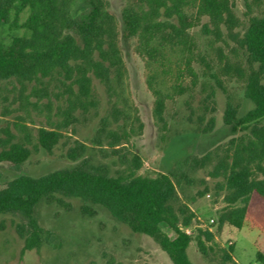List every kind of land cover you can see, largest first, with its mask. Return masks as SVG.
Returning <instances> with one entry per match:
<instances>
[{
    "label": "trees",
    "instance_id": "1",
    "mask_svg": "<svg viewBox=\"0 0 264 264\" xmlns=\"http://www.w3.org/2000/svg\"><path fill=\"white\" fill-rule=\"evenodd\" d=\"M86 1L89 10L74 17L77 0H0V24L9 31L27 32L12 36L9 44L0 41V83L18 91L13 100L18 107L3 112L16 116L0 130V163L19 167L34 152L52 154L59 146L68 147L67 158L76 162L90 146L79 140L71 144L69 128L99 119L91 144L102 154L109 149L107 157H116L121 170L112 174L85 158L74 167L39 177L20 175L0 185V217L21 215L25 223L17 225V232L24 241L22 254L39 252L51 231L40 225L37 206L44 202L69 208V200L78 199L83 214L93 216L92 205L101 206L132 232L152 238L173 264H193L188 248L194 240L203 256L215 253L221 264H238L232 246L215 251L208 245L215 241L210 230L198 229L195 238L182 230L197 216L191 209L196 197L185 201L180 191L193 185L196 170L213 164L208 174L220 180L216 195L222 193L225 204L218 213V232L228 225L264 233V0H243L246 22L237 16L235 0H126L119 16L108 0ZM204 19L207 22L202 23ZM200 25L202 33L217 43L227 47L232 43V54L243 60L219 58L215 64L193 34ZM131 41L144 63L146 85L154 97L153 116L162 131L168 130V103L195 96L200 81L196 64L215 83L196 119L185 101L190 107L187 121L197 132L215 128V118L207 116L215 111L217 91L228 96L223 120L233 137L222 156L210 152L179 160L154 177L139 173L143 159L129 143L144 126L127 103L122 49ZM221 76L244 84L245 99L252 104L245 114L240 115ZM96 83L107 98V115L99 112ZM36 117L44 118L45 125H37ZM202 185L200 197L209 191L204 180ZM257 260L264 264V254L258 252Z\"/></svg>",
    "mask_w": 264,
    "mask_h": 264
},
{
    "label": "rangeland",
    "instance_id": "2",
    "mask_svg": "<svg viewBox=\"0 0 264 264\" xmlns=\"http://www.w3.org/2000/svg\"><path fill=\"white\" fill-rule=\"evenodd\" d=\"M110 8L118 16L126 0H108ZM236 14L239 19L246 22V8L243 0H235ZM89 10L86 0H77L72 8V15L80 17ZM264 10V7L263 9ZM27 14L21 18L23 22ZM207 22L206 19L202 23ZM240 31V30H239ZM241 32V31H240ZM27 32L21 28L9 31L5 24H0V41L9 44L12 36H23ZM193 34L202 53L218 64L219 58L228 60L241 59L232 54L234 45L227 47L224 43L214 41L212 35L205 36L201 31V25L193 29ZM135 42L131 41L123 46V56L127 67L126 98L132 113L137 114L143 123V133L135 136L129 143V148L138 153L143 159V167L140 174L144 176H156L160 172H168L174 168L179 160L191 157H202L207 153L222 156L229 141L233 137L224 125V110L228 96L221 90L217 91L214 112L208 113L207 119L215 118V128L210 133L197 132L194 125L187 121L190 107L195 111L194 119L201 114V101L215 87L214 80L205 73L204 67L196 64L195 69L199 75V84L193 98L183 97L176 102H169L167 109L168 130L162 131L153 116L154 97L148 90L145 81V66L143 61L134 52ZM228 95L231 96L235 105L239 106L240 115L245 114L252 108V104L245 99V86L240 80L221 76ZM98 96L101 100L99 112L101 115L108 114V103L104 91L98 86ZM0 130L14 121L16 114L4 116L5 108L11 110L18 107L13 104L18 91H13V85L0 83ZM24 114V113H23ZM96 119L88 125L71 126L68 134L71 144L75 140L87 144L88 149L84 156L73 162L68 159L66 152L68 147L59 146L52 154L40 149L34 152L30 159L19 167L7 163H0V185L4 187L9 181L20 175L39 177L53 171L71 168L87 158L94 166H106V170L115 174L121 170L116 157H107L110 150L102 154L98 147L91 144V139L98 128ZM37 125H45L44 118H35ZM13 128V126H11ZM35 135L34 127L32 126ZM75 132V133H74ZM235 136V135H234ZM215 162V159H214ZM213 162V163H214ZM213 164L205 169L196 170L192 174L194 181L192 186H185L181 197H196L191 204L197 220L187 229L195 238L198 229L210 230L215 234V241L208 243L215 251L221 248L233 247V258L238 264H261L257 260V253L264 254V233L258 229H236L224 226L218 232V213L222 207L223 194L216 195L215 185L220 180H212L209 171ZM202 180L206 182L209 191L204 196L197 194L204 190ZM210 194V197L207 195ZM70 207L64 208L57 205H49L44 202L37 206L36 215L40 225L51 231V236L42 249L28 251L22 254L24 241L17 232V225L25 223V219L19 214H7L0 217V264H173L169 256L149 236L134 233L127 226L114 219L110 213L101 206L92 205L96 214L85 215L81 211L83 202L78 199H70ZM214 219L213 224L210 220ZM188 255L193 264H221L218 256L213 253L210 258L203 256L198 250L194 240L188 248Z\"/></svg>",
    "mask_w": 264,
    "mask_h": 264
},
{
    "label": "built area",
    "instance_id": "3",
    "mask_svg": "<svg viewBox=\"0 0 264 264\" xmlns=\"http://www.w3.org/2000/svg\"><path fill=\"white\" fill-rule=\"evenodd\" d=\"M207 196L210 197V194H208ZM214 222H215L214 219H211V220H210V223H211V224H213ZM182 230H183L185 233L190 234V231H189L187 228H182Z\"/></svg>",
    "mask_w": 264,
    "mask_h": 264
}]
</instances>
